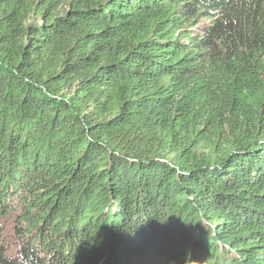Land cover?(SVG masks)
<instances>
[{
  "label": "trees",
  "instance_id": "16d2710c",
  "mask_svg": "<svg viewBox=\"0 0 264 264\" xmlns=\"http://www.w3.org/2000/svg\"><path fill=\"white\" fill-rule=\"evenodd\" d=\"M0 264H264V0H0Z\"/></svg>",
  "mask_w": 264,
  "mask_h": 264
}]
</instances>
